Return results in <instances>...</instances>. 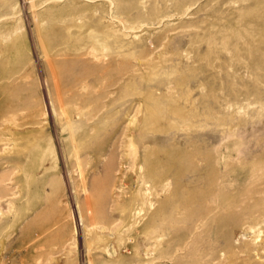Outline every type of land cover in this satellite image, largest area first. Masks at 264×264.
<instances>
[{
  "label": "rangeland",
  "instance_id": "1",
  "mask_svg": "<svg viewBox=\"0 0 264 264\" xmlns=\"http://www.w3.org/2000/svg\"><path fill=\"white\" fill-rule=\"evenodd\" d=\"M0 264H264V0H0Z\"/></svg>",
  "mask_w": 264,
  "mask_h": 264
}]
</instances>
